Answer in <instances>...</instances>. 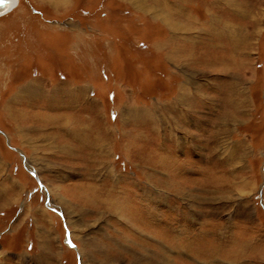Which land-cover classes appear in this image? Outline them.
Masks as SVG:
<instances>
[{
    "label": "rangeland",
    "instance_id": "374dc122",
    "mask_svg": "<svg viewBox=\"0 0 264 264\" xmlns=\"http://www.w3.org/2000/svg\"><path fill=\"white\" fill-rule=\"evenodd\" d=\"M0 264H264V0H16Z\"/></svg>",
    "mask_w": 264,
    "mask_h": 264
},
{
    "label": "bare ground",
    "instance_id": "6f19581e",
    "mask_svg": "<svg viewBox=\"0 0 264 264\" xmlns=\"http://www.w3.org/2000/svg\"><path fill=\"white\" fill-rule=\"evenodd\" d=\"M6 1V3L3 5V6H0V17L7 14L8 12L10 13V11L15 7L16 5V1L15 0H4ZM164 20V18H163ZM181 25V24H180ZM178 24L174 23L173 25V28H176V29H179L181 28ZM172 26V25H171ZM36 86H33V85H30V86H27L26 88H24L25 91L24 94L26 96H32V94L36 93ZM69 136L70 137H73L75 138V134L72 132V133H69ZM43 139V138H42ZM72 139V138H71ZM76 139V138H75ZM53 140V139H52ZM73 140V139H72ZM35 145V144H34ZM64 148V147H63ZM101 150V149H100ZM65 151H66V148H65Z\"/></svg>",
    "mask_w": 264,
    "mask_h": 264
},
{
    "label": "water",
    "instance_id": "95a60500",
    "mask_svg": "<svg viewBox=\"0 0 264 264\" xmlns=\"http://www.w3.org/2000/svg\"><path fill=\"white\" fill-rule=\"evenodd\" d=\"M6 3L4 0H0V6H3Z\"/></svg>",
    "mask_w": 264,
    "mask_h": 264
},
{
    "label": "crops",
    "instance_id": "0c3cea01",
    "mask_svg": "<svg viewBox=\"0 0 264 264\" xmlns=\"http://www.w3.org/2000/svg\"><path fill=\"white\" fill-rule=\"evenodd\" d=\"M16 1V0H15ZM164 22H167V20L164 19ZM168 24V23H167ZM174 24V23H173ZM173 27V26H172Z\"/></svg>",
    "mask_w": 264,
    "mask_h": 264
}]
</instances>
